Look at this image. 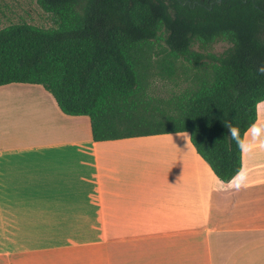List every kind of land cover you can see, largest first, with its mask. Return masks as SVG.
I'll return each mask as SVG.
<instances>
[{"label":"crops","instance_id":"crops-1","mask_svg":"<svg viewBox=\"0 0 264 264\" xmlns=\"http://www.w3.org/2000/svg\"><path fill=\"white\" fill-rule=\"evenodd\" d=\"M0 264H264V144L223 183L187 133L94 142L41 86H1Z\"/></svg>","mask_w":264,"mask_h":264},{"label":"trees","instance_id":"trees-1","mask_svg":"<svg viewBox=\"0 0 264 264\" xmlns=\"http://www.w3.org/2000/svg\"><path fill=\"white\" fill-rule=\"evenodd\" d=\"M53 26L0 29V87L39 85L68 116L89 118L94 142L187 133L221 182L241 170L242 151L223 127L243 132L264 101V0H37ZM207 66L192 87L150 90V46ZM228 46L219 54L207 49ZM167 71L170 70L165 62Z\"/></svg>","mask_w":264,"mask_h":264},{"label":"rangeland","instance_id":"rangeland-1","mask_svg":"<svg viewBox=\"0 0 264 264\" xmlns=\"http://www.w3.org/2000/svg\"><path fill=\"white\" fill-rule=\"evenodd\" d=\"M26 22L38 27L53 26L52 15L46 13L37 0H0V29L13 23ZM264 38V34H263ZM225 42H218L210 46L207 51L219 54L227 48ZM151 61L147 67V79L152 93L160 97H168L188 87H192L205 77L207 66H192L182 59H175L168 55L166 46L154 42L150 46ZM170 70H166V63Z\"/></svg>","mask_w":264,"mask_h":264},{"label":"clouds","instance_id":"clouds-1","mask_svg":"<svg viewBox=\"0 0 264 264\" xmlns=\"http://www.w3.org/2000/svg\"><path fill=\"white\" fill-rule=\"evenodd\" d=\"M257 71L264 75V64L260 65ZM223 127L226 129V135L229 140L241 151L246 146L251 148L257 143L264 144V123L252 122L243 132L230 121H224Z\"/></svg>","mask_w":264,"mask_h":264}]
</instances>
